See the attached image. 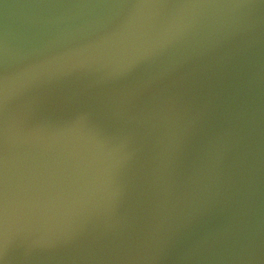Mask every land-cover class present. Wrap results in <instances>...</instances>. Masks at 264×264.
<instances>
[{
  "label": "water",
  "instance_id": "95a60500",
  "mask_svg": "<svg viewBox=\"0 0 264 264\" xmlns=\"http://www.w3.org/2000/svg\"><path fill=\"white\" fill-rule=\"evenodd\" d=\"M0 264H264V0H0Z\"/></svg>",
  "mask_w": 264,
  "mask_h": 264
}]
</instances>
